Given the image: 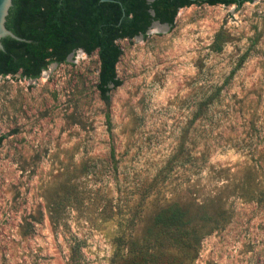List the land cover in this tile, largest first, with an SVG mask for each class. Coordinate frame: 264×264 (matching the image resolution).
I'll use <instances>...</instances> for the list:
<instances>
[{
  "label": "rangeland",
  "instance_id": "rangeland-1",
  "mask_svg": "<svg viewBox=\"0 0 264 264\" xmlns=\"http://www.w3.org/2000/svg\"><path fill=\"white\" fill-rule=\"evenodd\" d=\"M118 44L108 99L97 53L0 77V264H264V0L193 4ZM169 207L224 219L159 255Z\"/></svg>",
  "mask_w": 264,
  "mask_h": 264
},
{
  "label": "trees",
  "instance_id": "trees-1",
  "mask_svg": "<svg viewBox=\"0 0 264 264\" xmlns=\"http://www.w3.org/2000/svg\"><path fill=\"white\" fill-rule=\"evenodd\" d=\"M253 0H13L6 26L24 38L2 39L0 77L20 73L38 78L53 63H65L71 53L82 50L98 54V90L104 99L122 82L117 65L123 54L119 40L146 35L155 20L173 26L178 11L193 4L242 6ZM3 137H0V144ZM220 214L201 218L199 227L185 208L169 207L159 213L148 230L147 245L156 247L159 255L171 250L190 251L197 248L209 223H219ZM219 227V226H217ZM130 257L141 262L148 256L138 240L129 241Z\"/></svg>",
  "mask_w": 264,
  "mask_h": 264
},
{
  "label": "water",
  "instance_id": "water-1",
  "mask_svg": "<svg viewBox=\"0 0 264 264\" xmlns=\"http://www.w3.org/2000/svg\"><path fill=\"white\" fill-rule=\"evenodd\" d=\"M101 1L102 2H110L113 0H101ZM148 1L152 2L154 0H148ZM12 6H13V0H0V50H5L4 44L2 42L3 38L11 37V38L18 40V41H24L25 40L24 38L16 35L12 30H10L6 26L7 17L9 15V11H10ZM155 24H158L160 26H164L167 29L170 27V25L168 23H161L158 20H155L151 26H153ZM71 54H73V53H71ZM71 54L68 56V58L71 56Z\"/></svg>",
  "mask_w": 264,
  "mask_h": 264
},
{
  "label": "bare ground",
  "instance_id": "bare-ground-1",
  "mask_svg": "<svg viewBox=\"0 0 264 264\" xmlns=\"http://www.w3.org/2000/svg\"><path fill=\"white\" fill-rule=\"evenodd\" d=\"M151 28H154V30H156V31H165V30H167L166 27L160 26L158 24H155V25L151 26Z\"/></svg>",
  "mask_w": 264,
  "mask_h": 264
}]
</instances>
